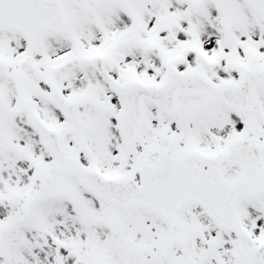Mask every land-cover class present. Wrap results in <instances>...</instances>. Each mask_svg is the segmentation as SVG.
I'll list each match as a JSON object with an SVG mask.
<instances>
[{
	"label": "snow or ice",
	"instance_id": "obj_1",
	"mask_svg": "<svg viewBox=\"0 0 264 264\" xmlns=\"http://www.w3.org/2000/svg\"><path fill=\"white\" fill-rule=\"evenodd\" d=\"M0 264H264V0H0Z\"/></svg>",
	"mask_w": 264,
	"mask_h": 264
}]
</instances>
